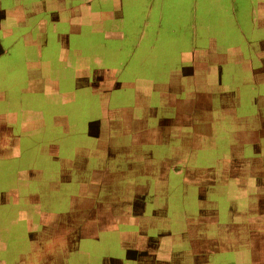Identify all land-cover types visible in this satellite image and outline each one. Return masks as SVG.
Returning <instances> with one entry per match:
<instances>
[{"label":"rangeland","instance_id":"374dc122","mask_svg":"<svg viewBox=\"0 0 264 264\" xmlns=\"http://www.w3.org/2000/svg\"><path fill=\"white\" fill-rule=\"evenodd\" d=\"M124 2V22L128 21L129 17L126 16L130 8L142 9L144 15L147 12V24L143 23L145 26L139 48L143 50L149 47L151 41L154 47L153 51H149L154 59H147V69L143 67L138 74L141 78L132 82L122 77L118 80L120 85L102 82L114 71L102 68L93 72L90 90L86 89L83 84L81 86V80H71L74 78V68L71 69L67 63L62 66L56 61L54 53L45 50L44 46L52 44L50 41L56 44L52 37L45 38L46 45L44 38L42 41V59L45 60L23 76L24 64L20 61L23 56L29 55L32 64L36 50L23 48L19 39L17 42L10 38L12 34L10 37L4 36L1 41L10 54L0 61V116L11 111L14 100L15 103L19 101L21 109L16 123L11 126L10 137L14 138L13 141L0 149V258L3 264H12V254L35 253V246L29 242H32L34 233L39 232L40 212L42 209L52 211L54 206L63 220L70 218L75 221L59 228L61 231L65 229L64 236L56 245L60 251L66 246L64 239L69 227L73 229L79 225L76 231L80 240L71 246L68 255H63L61 264H149L135 261L133 257L140 253V256L142 254L151 260L153 254H163L165 251L168 254L165 258L171 261L175 250H187L190 245L182 240L170 239L166 242L168 232L178 233L175 229L181 224L180 220L188 223L191 219L195 223L189 216L191 212L184 211V207L190 206L193 195L184 196L183 203H180V196L177 197L175 193L178 176L170 173L158 180L154 174L159 172L157 167H161V160L166 164V160L176 159L175 156L173 158L175 152L183 153L190 161L186 166L177 167L181 172L185 168L198 170L203 167L208 168L209 176H213L206 187L209 194L207 203L199 207L206 209L214 205L208 208H217L218 223L222 224L219 227L220 239L222 241L223 238L229 245V250L223 248L226 250L224 257L236 255L233 251V246L237 247L236 239L242 243L239 247L244 249L248 248L247 239L252 234L257 239V231L262 224L247 227L242 226L240 221L245 222L248 216L259 222L264 217V198L256 196L261 183L252 182L255 176L264 177V145H257L251 130L256 117L264 120V85L253 83L247 71L249 69L245 67L247 64L241 63L236 50L245 53L247 46L257 47L255 43L264 34V4L259 3L264 1ZM148 26H152L149 31ZM65 27L64 23L63 29ZM99 40L103 39L98 38L92 43L95 46L100 44L102 48ZM105 40L111 48L116 45L112 39ZM158 50H169L170 55L175 54L170 62L174 64V70H170L168 64L158 65L157 61L163 57ZM49 58L52 59L50 63L47 62ZM104 71L106 76H103ZM217 71L220 82L215 85L210 82V76L216 75ZM39 74L46 77V83L37 82ZM128 74L125 72L124 76ZM147 76L152 80H143ZM28 77H31L30 83ZM182 78H187V81ZM72 81L76 83L75 90ZM164 81L167 83H162ZM54 89L56 92H53ZM110 89L115 91L109 93ZM111 94L114 95L108 97ZM88 95L90 100H87ZM202 99L210 110L205 111L206 107L200 104ZM24 107H30V115H27L28 111H23ZM127 112L131 115L129 119L126 118ZM55 114L60 118H54ZM0 122H3L2 116ZM104 125L113 128L112 143L122 144L121 148H115L116 145L109 147L105 161L102 153L106 152V144L101 142L107 130ZM205 125L207 132H197ZM57 127L65 129L58 133L59 136L66 134L61 139L77 137L80 144L88 131L90 134L100 132V140L92 149L93 156L90 150V170L76 163L79 166L76 170V165L73 169L66 166V170L59 174L60 167L50 163L49 159L45 166L44 151L34 146V140L44 142L46 137H53ZM152 128L156 132H151ZM157 136L160 141L156 142ZM59 143L61 153L67 156L63 143ZM144 152L150 156L146 165H142L145 159L139 158L144 156ZM246 161L248 163L244 164ZM238 164L242 166L239 171ZM218 168H222L223 173L216 171ZM145 169L148 175L143 177ZM254 169L260 174H251ZM186 173L189 176V171ZM137 184L143 191L138 193L139 196L137 194L139 198L131 207L132 201L137 198L132 195V188ZM97 190L99 192L95 194ZM261 192L264 193V190ZM56 197L59 201H55ZM124 199L127 201L120 204L119 201ZM253 202L254 205L249 208L248 203ZM129 205L128 214L120 211ZM180 205L181 210L174 212L177 216H170L168 221L173 207ZM195 207L196 203L190 210L195 211ZM155 214L159 218H154ZM193 216L197 220L200 216L199 222L203 221V212L195 211ZM136 219L138 224L133 225ZM210 231L207 232L208 236ZM231 235L234 237H229ZM98 236L102 241L96 239ZM135 245L139 246L137 253ZM246 255L247 251L244 252L245 258ZM227 260L226 263L224 259L223 264H230L231 260Z\"/></svg>","mask_w":264,"mask_h":264},{"label":"crops","instance_id":"0c3cea01","mask_svg":"<svg viewBox=\"0 0 264 264\" xmlns=\"http://www.w3.org/2000/svg\"><path fill=\"white\" fill-rule=\"evenodd\" d=\"M123 3H125L124 0H0V61L2 62L3 60H5V58L10 54L9 49H6V47L2 45L1 41L3 40V38H5L4 36L10 37V35L12 34L10 38H14L17 42L20 40L23 48L36 50V52H34L35 57L32 64H30L31 59L29 55L25 57L23 56L20 61L24 64V76L26 71L30 72L32 68H35L34 66L45 60L42 59V41L44 38V45H46L47 40L45 41V38L52 37L55 38L54 41L56 44H53V42L50 41V44H52L48 45V47L44 46L45 50H49L51 53H54L55 57L57 58L56 61L60 62L62 66H64V63H67V66L71 67V69L74 68V78H71V80L75 79V82L81 80V86L83 84L86 89L90 90V85H92L90 83V80H92L93 72L101 70L102 68L114 70L109 76H106V72L104 71L105 73L103 74V76L106 77L103 78L102 82H106L109 84L118 83V85H120V81H118L120 80V77H122L127 82L137 80L138 78H141V76H138V74H140L142 68L144 67L147 69V59L149 57L152 58V60L154 59L151 55V52H149L153 51L154 47L151 41L149 47H145L143 50H140L139 48V39H141V35L143 34V27L147 24V12H145L144 15V11L142 9L130 8L128 10V15L126 16L129 18H127L128 21L126 22L132 23L128 24L124 22L125 19L122 15ZM259 3L264 4V2ZM140 10L141 13L139 15ZM157 21L158 18L156 22ZM144 22L145 25L143 24ZM64 23L66 29H63ZM123 23L124 25H122ZM155 25L157 26L158 24L155 23ZM150 28H152V26H148V31L150 30ZM128 32L130 38L129 40ZM157 32L158 31L156 30L154 31L155 34H157ZM32 37L33 39H31ZM98 38L103 39L102 41L99 40V42H101L102 48L99 47L100 44L95 46L92 43V41H95L96 39L98 40ZM105 39H112V41H114L116 45H114L113 48H111L109 45L107 46V42ZM247 39L248 38H246V40ZM246 44L249 43L246 42ZM256 44V48H253V46H247L248 49L245 53L242 50H236V55L238 56V58H241V63L247 64V66L245 67L249 69L247 71L249 72V77L252 79L253 83L264 85V34H262L261 38L258 39V42L255 43V46ZM31 46L35 47L31 48ZM157 52H161L163 56L162 60L157 61L158 65L163 66L168 64L167 67L170 70H174V64H170V62L174 59L175 54L170 55L169 50H158ZM155 55L156 53L154 54V56ZM48 60L49 61H46L49 63L52 62L51 58H49ZM116 60L118 62L114 63L116 62ZM68 61L71 64H69ZM102 62H104V64ZM113 63L114 65L112 66ZM219 67L220 65L212 68L211 72L213 69L215 70ZM201 69H203L202 65ZM125 72H128L129 74L124 76ZM209 75H211V73ZM127 76L129 77L125 78ZM216 76L217 78L215 79ZM44 78L46 77H43V75L41 77V74H39L37 82L39 83L43 81L44 83H46L47 80L45 81ZM98 79L101 80L102 78L99 77ZM28 80L30 83L31 77H28ZM143 80L149 81L152 80V77L147 76L144 77ZM182 80L187 81V78H182ZM75 82H71L72 88L74 90V85L76 84ZM210 82H214L215 85L219 84L220 81L218 71L216 72V75L214 74L213 76H210ZM121 83L123 82L121 81ZM162 83L165 84L167 82L164 81ZM112 91L115 90L110 89L109 93H111ZM53 92H56V90L54 89ZM113 95L114 94L108 95V97H111ZM0 99L2 100V98ZM87 100H90V95L87 96ZM16 101L17 103H15L14 100L11 111H6L1 115L3 118V122H0V149L9 146V143L14 139L13 137H10L12 133L11 126L16 123V118L21 112V109L19 108L20 104L18 103L19 101ZM201 103L203 104L202 106H205V102L203 99L200 104ZM205 107V111L207 109L210 110V108H207V105ZM30 110V107L23 108V111H28L27 115L31 114L32 111ZM247 113L249 112H246V114ZM246 114L241 115L247 117ZM37 115L40 116V114ZM117 116L118 115H116V117ZM53 117L56 119L60 118L59 116H57V114H55V116ZM130 117V112H127L126 118L129 119ZM88 120H90V118L87 119V122H89ZM254 124L255 126L251 128L252 134H255V137L253 139L258 146H260L259 143L264 145V120L260 116H258L255 118ZM206 125L200 127V129H197V132H207L208 130ZM104 126L107 130L104 131V133L106 134L103 136V140H101V142H104L106 144V152L103 151L104 153H102L105 161V158L108 155L109 147H113L114 145H116L115 148H121L122 144H118V142L112 143L111 140L114 138L112 135L113 128L110 127V125ZM256 126L258 127L257 129ZM168 129L169 128H167L166 130ZM248 129L250 131V128ZM144 130L145 128L142 127V131ZM153 130L154 129L152 128L151 132L155 131ZM63 131H65V129L60 130L57 127L53 131V133H55L53 134V137H46L44 139V142H41L40 140L39 142L37 140H34V146H38L39 149L42 150V152L44 151L42 155L44 158L45 166L49 159L50 163L58 165L60 167L59 174L63 170H66V166L73 169L76 163L82 167L86 166L87 169L90 170V150L94 149L97 146V143L100 140V132L90 134V132L88 131V133H86L87 136H84V140L80 144V141H78L77 137L74 139L67 138V140L61 139V136H65L66 134H62L59 136L58 133H62ZM125 132L127 133L128 130L126 129ZM235 132L239 134L238 130H235ZM69 140L71 141L69 142ZM138 141L139 139L137 140V142ZM157 141H160V137L158 136L156 137V142ZM59 142L63 143V147H65L66 153H68L67 156H64L61 153L62 146ZM242 145L243 144H241L240 147ZM92 151L93 156L94 150ZM253 154H255V152ZM174 156L176 157V159L170 161L166 160V164H164V160H161L159 164V166L161 165V167H157L159 172H156L154 174L157 175L158 180L161 179L164 175L168 176V174L170 173H172L173 176H178V188L175 189V193H177V197L180 196V203H183V197L187 196L188 194H192L195 198L194 201L192 197L189 207H184V211L189 210L188 212H191L189 216L190 218H193L195 223H193L191 219L188 223H186L185 220H180L181 224L175 229V231L178 233L172 234V232L170 231L168 232L166 238V242L170 239H172L173 241L182 240V242L190 245V247L187 250L183 251L175 250L174 258L171 261L165 258L168 257L166 251L163 254H153L151 260H148L142 254L140 256V253H138L133 257V260L138 262H146L149 264H223L224 259L226 260V263L228 261L227 259H229L233 261L232 264H238L239 262H244V264H264V217L263 220L259 222H256L254 217L248 216L245 218V222L240 221V224L242 226L247 225V227H251L252 225L255 226L256 223H259V225L262 224V227L260 226L258 228L257 239L254 238L253 234L252 237H249L247 239V249L239 247V244L242 243H239V240L236 239L237 247L233 246V251L234 253H236V255L234 254V257L232 255H228L225 258L223 252H225L226 250H223V248L229 250V245H227L223 241V238L222 241L220 239L221 237L219 234V227L222 224L218 223L217 208H208L209 206L214 205H209L206 209L200 208L202 204L207 203V197H209V194L206 191V187L207 184L212 182L213 176H209V173L207 172L208 168L204 169L203 167L199 168L198 170L185 168L183 169L184 172H181V169L177 167H179V165L186 166V164H189L188 162L190 161L187 159V156H184L183 153L179 154L178 152H175L173 153V158ZM139 158H144L145 160L142 165H146L150 156L146 155V153L144 152V156H139ZM237 162L239 163L240 161ZM196 163L199 164L198 162ZM246 163H248V161H246L244 164ZM79 166L76 165L75 170ZM237 166L239 167L238 171L242 169L241 165L238 164ZM226 169L228 170V168ZM186 171H189V176L187 175ZM216 171H222L221 173H223L222 168H218V170ZM145 172H148V170H143V177H146L148 175ZM255 173L260 174L259 171H255L254 169V173L251 172V174L255 175ZM180 175L182 176L179 177ZM254 181L261 183V187L257 189L259 192L256 193V196H259L263 199L264 193L261 191L264 190V177L260 178L258 176H255L254 178H252V182ZM132 190V195L134 197H137V194L143 191V188L137 184L134 188H132ZM98 192L99 191L97 190L94 193L97 194ZM145 192H147L146 189ZM88 195H90V193H88ZM253 196L255 197V195ZM138 198L139 197L135 198L132 201L131 207ZM55 201H59L58 197L55 198ZM126 201L127 200L124 199L119 201V203L122 204ZM212 201L217 202V200L215 199H212ZM6 202L8 203V200ZM192 203L193 205H195L196 203L195 211H198L199 213L203 212V221L199 222L200 216L198 217V220L195 216L191 217L192 214L195 213V211L190 210L193 206L191 205ZM248 204H250V206H248L250 208L254 205V202ZM131 207L129 205L127 208H123L120 211L124 212V214H128V208ZM177 208H179V210H177ZM181 208L182 205H180L179 207H173V210L171 212L172 214L168 215V221L170 219V216L176 217L177 214H175L174 212H179ZM46 213L51 214V216L47 215ZM158 214H155L154 218H159ZM126 217L127 216H125V218ZM38 222H40L38 230L39 232L34 233L31 243L29 242V240L26 241V243L29 242V244L33 243V245L35 246V253L25 255L28 252L27 251L26 253L22 254H12L11 256H14L12 258V264H61L63 261V255H68L71 246L73 247L80 240L79 235L76 231L79 225H76L73 229L70 226L69 231H67L65 235L66 239H64L66 246L61 249V251L58 249V247L56 246L57 242L62 236H64L65 233V229L61 231L59 230V228H64V224H72L75 221L71 220L70 218L63 220L61 214L55 206L52 211L50 210L48 212L47 210L42 209V212H40L39 215ZM136 224H138L137 219L135 223H133V225ZM81 226H83V224ZM208 230H211L209 236L207 233ZM212 231H214L215 233H212ZM231 231L233 232V230ZM229 237L233 238L234 235H231ZM27 238L30 239V237ZM96 239L102 241L101 237L99 236ZM61 242L62 241H60V243ZM134 247L137 248L135 250L136 253L139 252V246L135 245ZM28 250H30V248ZM245 251H247L246 258L244 256ZM243 257L245 258V261ZM2 260L3 259H1V264L4 263Z\"/></svg>","mask_w":264,"mask_h":264}]
</instances>
